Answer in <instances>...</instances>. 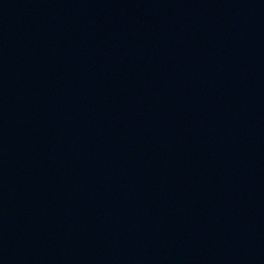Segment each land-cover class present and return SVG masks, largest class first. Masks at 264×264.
Instances as JSON below:
<instances>
[{"label":"water","instance_id":"water-1","mask_svg":"<svg viewBox=\"0 0 264 264\" xmlns=\"http://www.w3.org/2000/svg\"><path fill=\"white\" fill-rule=\"evenodd\" d=\"M0 264H264V0H0Z\"/></svg>","mask_w":264,"mask_h":264}]
</instances>
